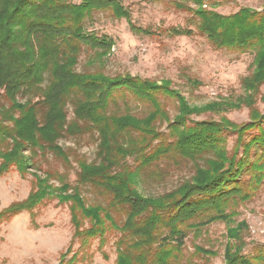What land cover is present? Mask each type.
Returning <instances> with one entry per match:
<instances>
[{
  "label": "trees",
  "instance_id": "16d2710c",
  "mask_svg": "<svg viewBox=\"0 0 264 264\" xmlns=\"http://www.w3.org/2000/svg\"><path fill=\"white\" fill-rule=\"evenodd\" d=\"M162 1L189 12L197 32L215 50L254 51L252 74L241 82L244 97L190 107L169 81L77 73L84 47L95 55L90 64L102 63L112 48L106 37L85 32V21L94 14L124 19L135 34L149 33L132 25L118 0H0V176L15 169L34 179L29 196L1 212L0 220L58 199L68 205L71 241L77 240L80 248L103 239L108 231L119 234L114 264H180L188 235L220 222L228 226L223 264H264V254L242 253L245 224L230 227L235 209L249 202L264 183V116L251 110L250 121L243 125L225 118L189 122L193 115L252 109L264 87V7L261 12L242 8L225 16L203 8L206 0ZM170 34L193 33L174 28ZM166 99L177 103L172 121L162 101ZM128 101L145 105L146 115L123 112ZM164 123L168 134L159 131ZM86 134L97 136L94 162L59 146L62 139ZM229 135L236 137L231 152ZM48 156L63 166L74 160L75 185L49 171L38 175L36 159L47 161ZM128 159L135 165L129 166ZM161 163L174 169L190 165L192 176L160 196H142L137 190L141 176ZM52 178L60 180V186L50 184ZM87 188L105 196L106 205H86L81 189ZM195 253L213 255L201 248ZM67 255L60 256L59 264H76V255L65 260Z\"/></svg>",
  "mask_w": 264,
  "mask_h": 264
},
{
  "label": "rangeland",
  "instance_id": "374dc122",
  "mask_svg": "<svg viewBox=\"0 0 264 264\" xmlns=\"http://www.w3.org/2000/svg\"><path fill=\"white\" fill-rule=\"evenodd\" d=\"M130 14V21L138 29L149 32L146 35L133 33L126 20H116L110 14H94L84 23L87 34L106 37L112 43L110 52L101 62L90 59L94 53L83 48L76 67L77 73L101 72L106 76L130 75L157 83L169 81L171 88L187 101L190 107H202L210 103L236 101L244 97L241 82L252 74L254 51L243 54L226 50H215L207 39L200 35L195 20L187 11L176 10L168 1L118 0ZM77 3L78 0H72ZM191 8H194L190 5ZM264 0H206L205 8L221 15H231L242 8L261 12ZM204 8V7H203ZM190 30L188 36H173L171 29ZM22 101L26 98L20 97ZM35 100V98L33 99ZM165 110L172 121L177 114V103L166 99ZM129 102L123 112L144 117L148 111L145 105ZM251 110L264 116V87L254 97L252 109L242 107L220 113H203L191 116L189 122L218 121L225 118L236 125L250 121ZM68 119L72 109L67 106ZM159 131L168 134L167 125ZM95 134H86L59 141L64 151H71L88 163L95 161L97 140ZM235 135H229L227 150L235 145ZM39 176L49 171L70 185H75L77 166L72 158L63 166L59 160L48 156L47 161L37 158ZM127 164L134 166V159ZM158 164L149 168L137 184L138 192L145 197H157L173 190L182 181L192 176L190 165L181 169ZM161 170V173H157ZM163 170V171H162ZM166 170V171H164ZM152 174H149L151 173ZM157 174V175H156ZM60 181V180H59ZM52 178L50 184L60 186ZM34 189L31 173L20 175L15 169L0 176V213L10 205L25 200ZM86 205H106L107 199L92 189H81ZM115 219L120 222V215ZM244 223L241 233L242 253L253 256L264 254V183L255 196L235 209L231 228ZM88 226L84 222V228ZM227 225L217 222L205 226L199 234L190 233L182 251L180 264H223L224 248L227 244ZM73 228L67 204L58 199L44 200L31 212H21L0 220V264H59L60 256L66 252L68 260L76 255V264H114L116 253L114 243L118 237L115 231H108L103 239L90 241L86 248H80L77 240L72 243ZM201 248L213 255L196 254Z\"/></svg>",
  "mask_w": 264,
  "mask_h": 264
},
{
  "label": "built area",
  "instance_id": "2783aa9c",
  "mask_svg": "<svg viewBox=\"0 0 264 264\" xmlns=\"http://www.w3.org/2000/svg\"><path fill=\"white\" fill-rule=\"evenodd\" d=\"M204 8H205V6H204Z\"/></svg>",
  "mask_w": 264,
  "mask_h": 264
}]
</instances>
